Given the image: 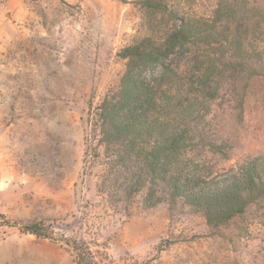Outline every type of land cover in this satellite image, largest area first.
Here are the masks:
<instances>
[{
    "label": "rangeland",
    "instance_id": "obj_1",
    "mask_svg": "<svg viewBox=\"0 0 264 264\" xmlns=\"http://www.w3.org/2000/svg\"><path fill=\"white\" fill-rule=\"evenodd\" d=\"M137 1L0 0V216L83 243L97 264H264V198L217 229L187 206L146 209L144 194L100 189L97 113L140 35ZM248 3L264 11V0ZM219 88L201 101L210 144L198 158L215 171L264 163V63ZM1 221L0 264H77L66 245Z\"/></svg>",
    "mask_w": 264,
    "mask_h": 264
},
{
    "label": "trees",
    "instance_id": "obj_2",
    "mask_svg": "<svg viewBox=\"0 0 264 264\" xmlns=\"http://www.w3.org/2000/svg\"><path fill=\"white\" fill-rule=\"evenodd\" d=\"M139 0V37L119 57L126 68L98 108L105 171L100 189L146 209L167 203L202 214L210 228L241 217L264 198L263 157L224 171L200 160L207 148L201 101H213L226 77L264 63V11L248 0ZM257 13H260L257 15ZM1 225L62 243L77 264H97L91 250L54 239L40 223Z\"/></svg>",
    "mask_w": 264,
    "mask_h": 264
}]
</instances>
